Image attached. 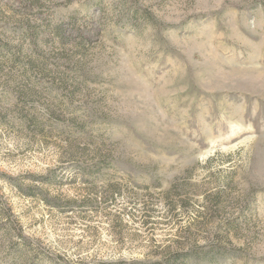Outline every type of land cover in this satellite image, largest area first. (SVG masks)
<instances>
[{"label": "rangeland", "instance_id": "obj_1", "mask_svg": "<svg viewBox=\"0 0 264 264\" xmlns=\"http://www.w3.org/2000/svg\"><path fill=\"white\" fill-rule=\"evenodd\" d=\"M0 264H264V0H0Z\"/></svg>", "mask_w": 264, "mask_h": 264}, {"label": "trees", "instance_id": "obj_2", "mask_svg": "<svg viewBox=\"0 0 264 264\" xmlns=\"http://www.w3.org/2000/svg\"><path fill=\"white\" fill-rule=\"evenodd\" d=\"M193 251H194V250H191V249L186 250V251L181 250V251L178 252V254H177L176 256H177L178 258H179V257L192 256V255L194 254Z\"/></svg>", "mask_w": 264, "mask_h": 264}]
</instances>
